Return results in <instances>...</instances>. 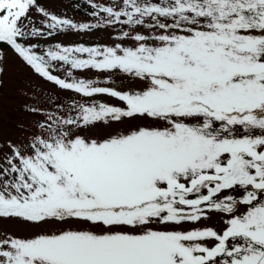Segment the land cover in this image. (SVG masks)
<instances>
[{"label": "snow or ice", "instance_id": "1", "mask_svg": "<svg viewBox=\"0 0 264 264\" xmlns=\"http://www.w3.org/2000/svg\"><path fill=\"white\" fill-rule=\"evenodd\" d=\"M0 264H264V0H0Z\"/></svg>", "mask_w": 264, "mask_h": 264}, {"label": "rangeland", "instance_id": "2", "mask_svg": "<svg viewBox=\"0 0 264 264\" xmlns=\"http://www.w3.org/2000/svg\"><path fill=\"white\" fill-rule=\"evenodd\" d=\"M24 77L20 74L19 70L16 66L10 61L8 64V71L5 74V86L3 92L5 94V98L3 100L4 103H7V96L14 95L17 88L24 87L21 82Z\"/></svg>", "mask_w": 264, "mask_h": 264}]
</instances>
